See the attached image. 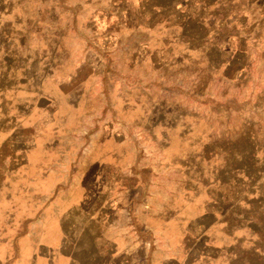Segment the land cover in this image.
Wrapping results in <instances>:
<instances>
[{
	"label": "rangeland",
	"instance_id": "rangeland-1",
	"mask_svg": "<svg viewBox=\"0 0 264 264\" xmlns=\"http://www.w3.org/2000/svg\"><path fill=\"white\" fill-rule=\"evenodd\" d=\"M235 4L0 0V264H173L185 228L254 261L264 0Z\"/></svg>",
	"mask_w": 264,
	"mask_h": 264
},
{
	"label": "trees",
	"instance_id": "trees-1",
	"mask_svg": "<svg viewBox=\"0 0 264 264\" xmlns=\"http://www.w3.org/2000/svg\"><path fill=\"white\" fill-rule=\"evenodd\" d=\"M233 1L234 0H215V4L217 6H219V5H222V6L213 11L214 12L213 17H218V18H220V20L226 21L229 18V13H231V10L228 9V7L231 6V3ZM245 1L246 0H238L239 4H235V6L240 5V4L244 3ZM193 2H196L198 4V6L203 8V7L208 6L207 3H210V0H188L189 4H191ZM240 14H242V13H239L238 15H240ZM222 30H224V29H222ZM243 47L246 48L245 46H243ZM239 53L243 56V55H248L249 52L246 49H241L239 51ZM247 161H250V160L247 159ZM204 214L206 217H209V218L212 217L213 218V217H216L218 214H221V211L217 212V211H215L214 207H208L207 212ZM186 235H188L189 237H192L193 241L196 242L195 252L198 253V256L194 257V254H193V256H192L193 258L190 260H187L185 258L183 260H179L177 256H173V257H171L173 264H195L197 262L198 258H200V256L203 258V260L206 259L207 257L213 258V253L210 252L212 247L211 246L207 247V245H206L207 242L205 239L195 237V235H193L188 229L185 228V229H182L180 232V240L182 241V238L185 239ZM179 246H180V244H179ZM173 250H175V249H173ZM250 251L256 253V254H254L255 255L254 259H253L254 261L246 262L245 264H262V261L264 259L261 256V254H262L261 252L264 251V246L261 245V243L256 244L255 246L252 247V249ZM208 264H210V263H208Z\"/></svg>",
	"mask_w": 264,
	"mask_h": 264
},
{
	"label": "crops",
	"instance_id": "crops-1",
	"mask_svg": "<svg viewBox=\"0 0 264 264\" xmlns=\"http://www.w3.org/2000/svg\"><path fill=\"white\" fill-rule=\"evenodd\" d=\"M61 242H62L61 239L56 240L55 242L50 243L53 246L52 245L48 246V249L50 251L49 255L51 257L50 262H51V260H54V259L57 260L58 258H61V255L59 253H55V252H58L59 250H61ZM52 251H54V252L52 253Z\"/></svg>",
	"mask_w": 264,
	"mask_h": 264
}]
</instances>
